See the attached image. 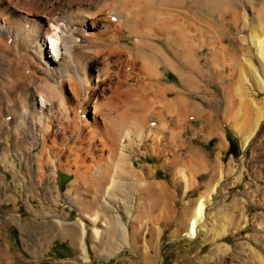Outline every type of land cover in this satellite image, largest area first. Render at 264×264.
Returning a JSON list of instances; mask_svg holds the SVG:
<instances>
[{
  "label": "bare ground",
  "instance_id": "obj_1",
  "mask_svg": "<svg viewBox=\"0 0 264 264\" xmlns=\"http://www.w3.org/2000/svg\"><path fill=\"white\" fill-rule=\"evenodd\" d=\"M124 33L132 45L122 42ZM226 34L237 46L227 44ZM36 40L48 47L28 53ZM168 71L179 85L164 81ZM197 84L204 95L188 98L186 85ZM256 89L264 92V0H0V159L16 187L26 186L31 196L59 170L75 176L66 197L75 199L79 218L49 222L57 237L73 238L83 255L93 250L110 256L123 245L154 258L156 220L153 241L142 246V214L153 218L182 186L185 193L199 188L198 176L210 170L199 150L185 157L177 147L195 121L192 112L208 117V134L215 137L218 125L205 103H221L247 163L256 143L264 142V105L256 101ZM149 141L151 153L170 155L167 161L191 160L185 171L175 168L172 185L151 167L136 166L134 152ZM14 154L27 168L22 178ZM237 166L233 161L223 171L216 160L198 202L183 203L175 217L179 229L188 226L189 237L204 226L208 195L223 175L233 177L234 186L242 181ZM57 181L43 187L45 211L61 195ZM242 250L264 264L249 243Z\"/></svg>",
  "mask_w": 264,
  "mask_h": 264
},
{
  "label": "rangeland",
  "instance_id": "obj_2",
  "mask_svg": "<svg viewBox=\"0 0 264 264\" xmlns=\"http://www.w3.org/2000/svg\"><path fill=\"white\" fill-rule=\"evenodd\" d=\"M230 30L235 32L233 27H230ZM225 36L228 45L237 46L236 42L229 39L231 36L227 34ZM223 38L225 40L224 35ZM122 40L123 43L132 45L133 38H130L128 33L123 34ZM159 44L164 46V41ZM40 46L48 47L40 40H36L28 53ZM168 52L171 53L170 49ZM164 81L178 85L180 83L177 75L171 71L166 72ZM214 89L218 93L222 92L221 86H215ZM204 93L205 89L201 84L186 85V94L190 99L201 98L198 94L204 95ZM215 94L219 97L217 93ZM256 101L264 105V92H257L256 89ZM215 103L210 106L205 103V107L211 110L212 116L216 119L218 136H209V127L205 122L208 117L201 120L192 112L195 121L187 125L182 135L183 141L180 139L177 141V147L182 149L185 157L194 150H199L205 155L204 158L210 161L208 162L209 172H202L198 176L199 188H190L185 193L186 188L182 186L179 196L169 197L167 201L165 200L166 204L161 203L162 207L160 208L159 205L157 208L160 211H155L153 218L146 216L145 213L142 214L144 226L142 233L139 234L142 246L144 242L148 245L150 241H153L155 235L151 222L154 218L156 220L155 226L159 233L156 238V248L153 251L154 258L148 255L150 259L147 260L141 251H134L130 246L124 247L123 245L116 254L110 256L95 253L93 250L83 255L73 238L62 235L57 237L55 231L58 230L52 229L56 225H51L49 222L67 215L69 222H74L79 218L75 199L70 200L66 197L75 181V176L59 170L58 177L49 175L44 180L42 189L38 190L39 194L31 196L26 186L21 190L16 187L13 176L2 163L3 159H0V184L1 181L3 183L0 186V264H255L246 255L247 251L244 253L242 250V246L247 243L264 259V190H262L264 186V142L256 143L255 152L249 162H241L245 158L242 139L232 130L230 124L223 120L221 103L220 106L217 105L216 100ZM262 120L261 135H264V118ZM156 131L154 129V133ZM231 141L234 143L235 152L231 151ZM151 143L152 141H149L146 145H141L136 149L135 164L139 169L145 165L151 167L157 179L167 181L169 185H172L175 168L181 166V169L185 171L191 160L187 159L179 164L177 161H167L170 155L160 156V154L151 153L148 147ZM221 144L225 147L222 148ZM164 146L159 150H165L166 146ZM169 152L172 154L173 150L169 149ZM195 159L198 163L200 162L199 165L202 163L207 166L206 161ZM216 160L219 161L223 171H226L235 161V164L239 166L237 169H240L238 171H242L237 173L241 175L242 181L234 186L231 184L233 177L230 176L231 180H229L223 175L226 180L221 179L223 183L218 181L216 186L219 187L208 195L210 203L206 209L207 217L204 226L197 237L191 238L187 234L188 226L179 229L176 217L181 213L183 203L190 202L194 205L201 198L202 193L207 189L206 185L210 182L211 170ZM11 161L17 164L22 178L27 172L24 162L22 163L16 154L11 157ZM254 165L256 168L253 167ZM32 170L34 176L38 167L34 165ZM54 178L58 179L57 184L60 186L61 195L55 202L49 201L45 206V211L43 203L46 197L43 194L46 188L43 187L51 184V181L54 182ZM224 215L228 219L232 218L235 223L225 219ZM220 246L230 249L217 254L216 248Z\"/></svg>",
  "mask_w": 264,
  "mask_h": 264
},
{
  "label": "trees",
  "instance_id": "obj_3",
  "mask_svg": "<svg viewBox=\"0 0 264 264\" xmlns=\"http://www.w3.org/2000/svg\"><path fill=\"white\" fill-rule=\"evenodd\" d=\"M231 151L235 152L236 150L234 149V143L231 141Z\"/></svg>",
  "mask_w": 264,
  "mask_h": 264
}]
</instances>
